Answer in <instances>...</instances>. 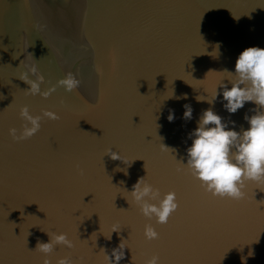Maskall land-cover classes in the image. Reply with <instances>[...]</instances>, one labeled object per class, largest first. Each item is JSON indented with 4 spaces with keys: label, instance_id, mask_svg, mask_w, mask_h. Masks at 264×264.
I'll return each instance as SVG.
<instances>
[{
    "label": "water",
    "instance_id": "95a60500",
    "mask_svg": "<svg viewBox=\"0 0 264 264\" xmlns=\"http://www.w3.org/2000/svg\"><path fill=\"white\" fill-rule=\"evenodd\" d=\"M253 45L264 47V0H0V264H44L37 241L59 232L74 246L57 244L51 264H107L120 239V264L153 255L160 264H264V181H245L236 200L177 171L203 109L248 127L252 102L230 114L220 98L196 96L210 98L222 70ZM24 75L50 95L28 94ZM66 75L79 81L72 91L58 83ZM23 105L59 119L14 140ZM141 176L161 197L175 192L167 223L132 202L125 188ZM146 224L158 239H145Z\"/></svg>",
    "mask_w": 264,
    "mask_h": 264
},
{
    "label": "clouds",
    "instance_id": "9594fccd",
    "mask_svg": "<svg viewBox=\"0 0 264 264\" xmlns=\"http://www.w3.org/2000/svg\"><path fill=\"white\" fill-rule=\"evenodd\" d=\"M217 45L219 51V44ZM222 72L224 75H221L214 85L210 98L208 94L204 95L205 98H198L200 95H197L196 99L214 105L217 98H220L222 107L230 114L243 108L246 102H252L254 105L250 109L252 114L244 115L248 127L237 130L236 122L223 119L214 107L203 109L196 121V127L187 134L191 144L186 147L185 161H180L183 168H178L177 171L186 169L212 195L239 200L245 196V181H264V47L253 45L244 48L236 57L234 69L225 68ZM21 79L30 85L26 89L28 94H39L44 97L50 95L51 90H41L39 80L31 79L27 75ZM58 83L66 91H72L78 86L79 81L72 75H66ZM184 95L186 97L187 94ZM183 107L185 109L183 119L191 120L193 113L191 105L185 104ZM19 115L25 121L19 133L15 127L8 130L14 140H23L37 133L44 117L59 119L58 113L47 109L42 115H34L27 105L20 108ZM167 119L169 121L175 119L173 110L169 111ZM230 124L232 126H229ZM106 154L112 159L126 163L120 154L112 149H108ZM123 172L127 175V168ZM125 189L130 194L132 202L138 206L140 213L149 220L155 218L158 224L167 223L179 206L174 191H169L161 197L160 189L154 187L145 176L139 177L130 191ZM119 230L114 225L107 239L110 240L112 233ZM47 234L50 239L46 242L38 240L35 249L45 254L44 264H51L47 254L51 253L57 244L69 248L74 245L65 232ZM144 237L147 240H155L159 238V233L152 224H146ZM126 247L127 245L120 239L110 254L105 250L107 264H120L125 257ZM244 259L246 258L243 257L242 260ZM57 264L74 262L65 256L60 257ZM145 264H160V258L153 255Z\"/></svg>",
    "mask_w": 264,
    "mask_h": 264
}]
</instances>
